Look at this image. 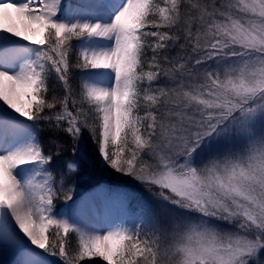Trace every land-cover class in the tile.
<instances>
[{
    "label": "snow or ice",
    "instance_id": "obj_1",
    "mask_svg": "<svg viewBox=\"0 0 264 264\" xmlns=\"http://www.w3.org/2000/svg\"><path fill=\"white\" fill-rule=\"evenodd\" d=\"M0 102L17 264H264V0H0Z\"/></svg>",
    "mask_w": 264,
    "mask_h": 264
},
{
    "label": "rangeland",
    "instance_id": "obj_2",
    "mask_svg": "<svg viewBox=\"0 0 264 264\" xmlns=\"http://www.w3.org/2000/svg\"><path fill=\"white\" fill-rule=\"evenodd\" d=\"M85 140L88 144L89 150L91 151L92 144L91 142H89V138L85 137ZM49 151V150H48ZM72 158H73V154H72ZM64 159H68V158H64ZM55 166V165H54ZM89 166H85L82 169V180L77 184V197L78 194L81 192L86 193L87 190H92L95 187H98L100 185H105V184H110L109 187H116V186H122L125 187L129 192L133 191L135 193V197L143 202H151L152 201V197L151 194L148 193L142 185L138 184L137 182L131 180V178L128 177H122L119 174H117V176L115 178H112L111 176H109L107 173H105V176L107 179H119V178H124L127 181H129V184H123V182L120 183H115L113 182V180H109L108 183H106L104 180H100L99 182H96L94 184H92V182L94 181L93 178L90 175V171H89ZM95 175V174H94ZM96 179V178H94ZM90 184V185H89ZM92 184V185H91ZM89 185V186H88ZM127 185V186H126ZM64 201H58L57 203V207L58 208H62L64 205ZM133 203H135V201H133ZM50 259H55V258H50ZM95 259V264H104V262L102 260H100L99 258H94ZM85 264H87V261L85 262Z\"/></svg>",
    "mask_w": 264,
    "mask_h": 264
},
{
    "label": "trees",
    "instance_id": "obj_3",
    "mask_svg": "<svg viewBox=\"0 0 264 264\" xmlns=\"http://www.w3.org/2000/svg\"><path fill=\"white\" fill-rule=\"evenodd\" d=\"M42 139H44L46 141V136H42ZM59 139H60L61 143L65 145V150L61 154V159H64L65 157L66 158H72L73 152H72V149H71V140H70V138H68V137H66L64 135H61ZM89 142H91L90 138H89ZM49 148H50V146L45 144V152L46 153L48 152ZM90 148L92 149V147H90ZM89 169H90L89 170L90 171V175L89 176H91L93 178V180H94L92 182V184H94L96 182H99L100 180H104L106 183H108L109 180H113V182H115V183L123 182V184H129V181H127L124 178H122V179L119 178L117 180H115V179H107L106 176H105V173H107L112 178H115L117 176V174L114 173L111 169H100V168L94 167V166H89ZM94 178H96V179H94ZM130 192L135 195V193L133 191H130ZM104 264H105V262H104Z\"/></svg>",
    "mask_w": 264,
    "mask_h": 264
},
{
    "label": "bare ground",
    "instance_id": "obj_4",
    "mask_svg": "<svg viewBox=\"0 0 264 264\" xmlns=\"http://www.w3.org/2000/svg\"><path fill=\"white\" fill-rule=\"evenodd\" d=\"M20 101L26 103L25 98L22 96L20 97ZM18 259L20 258L13 251L0 249V261H2L3 264H17Z\"/></svg>",
    "mask_w": 264,
    "mask_h": 264
}]
</instances>
